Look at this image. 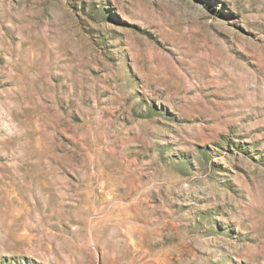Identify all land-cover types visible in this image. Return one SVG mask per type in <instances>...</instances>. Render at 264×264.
Instances as JSON below:
<instances>
[{"label": "rangeland", "instance_id": "374dc122", "mask_svg": "<svg viewBox=\"0 0 264 264\" xmlns=\"http://www.w3.org/2000/svg\"><path fill=\"white\" fill-rule=\"evenodd\" d=\"M99 173L128 253L81 232ZM0 264H264V0H0Z\"/></svg>", "mask_w": 264, "mask_h": 264}, {"label": "bare ground", "instance_id": "6f19581e", "mask_svg": "<svg viewBox=\"0 0 264 264\" xmlns=\"http://www.w3.org/2000/svg\"><path fill=\"white\" fill-rule=\"evenodd\" d=\"M27 175H29V174H27ZM36 176L37 177H35L34 180L36 178H38V175H36ZM43 176H42V178H43ZM33 177H34V175H33ZM23 180H24L23 182H25L27 185L28 182L26 180H28V177L23 178ZM42 180L43 179H41L40 181H42ZM36 182L37 181H35V183ZM43 182H44V180H43ZM21 183H22V181H21ZM42 183H41V185H42ZM50 183H51V181H50ZM28 184L31 185V183H28ZM39 184H40V182H39ZM33 185H34V183H33ZM50 186H51V184H50ZM52 186H54V185H52ZM140 187H141L140 184H138L136 181L135 183H133V188L128 191L125 189V187H122V182L119 181L117 177H114V176L108 175V174H101V173L90 174V175H86L85 177H82L81 178V185L79 186V189H81L83 192L88 193V195L93 194L94 197H90L88 200H91L94 204L91 207L89 206V207L82 208L84 216L82 217V219H80V222L83 224V228L81 229V232L83 234L86 233L85 236H92L94 238V240L96 238H99L100 233H102L103 235L106 236L107 239L108 238L111 239L108 242L112 241L114 244L115 243L117 244V245L115 244L117 246L116 247L117 249L122 248V249L126 250L125 253L130 252V248L133 246V239L135 238V236H139V235H142L144 233L143 228L145 226L142 227V224H144V225L149 224L148 219L144 218V215L146 214L144 207L142 210V209L138 208V205L132 206L128 203H123L125 200H127L128 202L135 200L131 197V195L133 193L135 195H137L139 193ZM34 189H36V188H34ZM39 189H41V188H39ZM18 190L20 191V189H18ZM23 190H25V189H23ZM48 190L49 189H47V191ZM27 193L28 192H26V194ZM49 193H50V191H49ZM102 193H105L107 197L103 196ZM41 194H43V193H41ZM27 196H29V195H27ZM23 199H24V201L25 200L27 201V199H25V198H23ZM23 199H21V200H23ZM29 200H30V198H29ZM116 200H119V202H116ZM21 204H22V202H21ZM28 206H29V204H28ZM145 232H146V230H145ZM97 240H99V239H97ZM109 250H110V248H109Z\"/></svg>", "mask_w": 264, "mask_h": 264}]
</instances>
